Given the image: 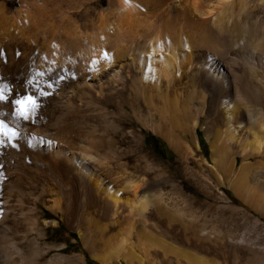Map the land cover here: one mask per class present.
<instances>
[{
  "label": "bare ground",
  "instance_id": "obj_1",
  "mask_svg": "<svg viewBox=\"0 0 264 264\" xmlns=\"http://www.w3.org/2000/svg\"><path fill=\"white\" fill-rule=\"evenodd\" d=\"M237 5L241 21L234 0H0V91L8 97L0 120L18 133L0 134V264H42L50 247L39 239L58 223L43 219L40 204L65 218L98 263L158 264L159 253L174 264H217L196 250L231 236L191 225L140 195L137 183L118 185L94 167L119 159L96 149L98 133L116 128L108 117L114 114L134 117L184 163L206 164L216 178L231 180L237 196L264 214L249 184L252 169L264 164V123L247 106L264 102V24L248 19L246 0ZM18 95H36L39 107L17 124L11 101ZM197 128L207 135L211 164L196 154ZM254 157L260 160L252 164ZM199 173L197 184L207 191ZM92 181L106 202L100 218L87 212ZM149 207L168 227L178 223L187 248L163 237ZM241 247L248 262H263V254Z\"/></svg>",
  "mask_w": 264,
  "mask_h": 264
},
{
  "label": "rangeland",
  "instance_id": "obj_2",
  "mask_svg": "<svg viewBox=\"0 0 264 264\" xmlns=\"http://www.w3.org/2000/svg\"><path fill=\"white\" fill-rule=\"evenodd\" d=\"M237 2L238 0H234L233 11L240 16L239 19L241 21L242 17L239 15ZM246 2L248 19L258 20L264 24V0H246ZM17 6L14 5V8H17ZM247 106L251 110L254 109L262 113L260 120L264 123V102L257 100L254 103H247ZM112 116L108 117L116 128L111 130V132L107 130H104L106 132L100 131L97 136L101 138L102 144L100 143L101 147H95L101 152L106 148L105 151L112 150L119 156V159L118 161H104L105 163L102 162L104 165L95 163V168L102 172L105 177L114 178L118 185L137 183L136 185L140 188V195L159 199L166 206L175 210L191 225L214 235L232 237L233 241L225 239L221 244L216 243L214 249L205 248L204 246L207 250H205L206 252L203 250V242H200L201 247L196 250L198 254L200 253L199 255L211 258L217 264H251L246 259L250 254L241 247L244 244L254 248L256 252L264 256V214L259 209L253 208L247 199L237 196L231 180H226L222 176L216 178L209 171L206 164L199 165L193 160H188L184 163L161 136L145 128L134 117L129 115L122 117L118 114ZM251 118H253L251 115H248V119L246 117L247 120ZM205 119H207L209 125H214L217 122L213 115ZM197 132L198 150L196 154L198 158L211 164L207 135L201 128H197ZM106 141L111 144L109 145ZM234 158L236 167H239L242 157L238 152L234 151ZM259 160V157L250 159L252 164ZM196 173L208 179L209 182L205 185L207 191L203 192L199 188ZM249 184L259 193L261 197L260 203L264 207V164L252 169L249 175ZM88 193L90 194V203L87 212L90 211L89 213L93 217L98 215L97 212L99 214L104 213L106 202L95 194L93 181L88 184ZM247 195V191H244L243 196ZM45 199L50 200L51 198L45 197ZM38 208L43 213V219L58 223V226L47 227L46 237L39 239L40 247H50L39 258L40 263L101 264L90 257L81 243L79 234L67 227L63 216L54 215L49 208L42 204ZM148 213L149 221L160 225V229L165 232L162 235L167 241L173 245L187 248L180 241L181 237L176 229L178 226L177 222H170L168 227L166 219H163V217L159 218L152 208H148ZM96 218H100V215ZM123 219H125V216L121 217L120 220L123 221ZM233 245L237 246V259H234V261L231 257ZM23 248L26 253L27 248L25 246ZM10 256L11 260L16 263L17 256L15 254ZM154 258H156L158 264H174L171 259H165L159 253ZM255 262H257L256 264H263L264 257L263 262L259 260Z\"/></svg>",
  "mask_w": 264,
  "mask_h": 264
},
{
  "label": "snow or ice",
  "instance_id": "obj_3",
  "mask_svg": "<svg viewBox=\"0 0 264 264\" xmlns=\"http://www.w3.org/2000/svg\"><path fill=\"white\" fill-rule=\"evenodd\" d=\"M105 58H107V54H105ZM47 93L39 92L38 95H46ZM8 97L4 95L3 91H0V101L7 100ZM11 104L14 107V112L12 113L15 121L18 122L23 120L27 121L30 119L31 116L35 115L37 108L39 107L37 103V96L36 95H18L15 99L11 101ZM4 115V113L0 112V116ZM0 134L3 136L15 137L18 133L9 128L6 124L0 120ZM0 143H3V140L0 139Z\"/></svg>",
  "mask_w": 264,
  "mask_h": 264
}]
</instances>
